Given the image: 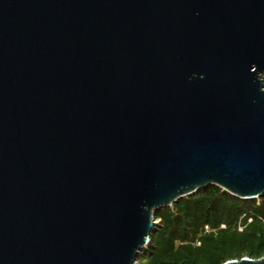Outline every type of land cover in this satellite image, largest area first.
<instances>
[{
	"label": "water",
	"instance_id": "95a60500",
	"mask_svg": "<svg viewBox=\"0 0 264 264\" xmlns=\"http://www.w3.org/2000/svg\"><path fill=\"white\" fill-rule=\"evenodd\" d=\"M209 185L264 193V0H0V264H137Z\"/></svg>",
	"mask_w": 264,
	"mask_h": 264
},
{
	"label": "trees",
	"instance_id": "16d2710c",
	"mask_svg": "<svg viewBox=\"0 0 264 264\" xmlns=\"http://www.w3.org/2000/svg\"><path fill=\"white\" fill-rule=\"evenodd\" d=\"M137 264H224L264 257V193L245 200L209 185L154 211Z\"/></svg>",
	"mask_w": 264,
	"mask_h": 264
},
{
	"label": "built area",
	"instance_id": "2783aa9c",
	"mask_svg": "<svg viewBox=\"0 0 264 264\" xmlns=\"http://www.w3.org/2000/svg\"><path fill=\"white\" fill-rule=\"evenodd\" d=\"M157 223V222H156Z\"/></svg>",
	"mask_w": 264,
	"mask_h": 264
}]
</instances>
